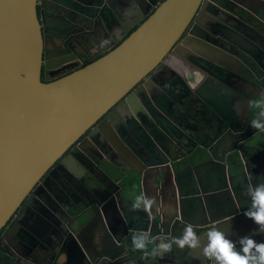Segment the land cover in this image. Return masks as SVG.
Returning a JSON list of instances; mask_svg holds the SVG:
<instances>
[{
  "label": "flooded vegetation",
  "instance_id": "1",
  "mask_svg": "<svg viewBox=\"0 0 264 264\" xmlns=\"http://www.w3.org/2000/svg\"><path fill=\"white\" fill-rule=\"evenodd\" d=\"M239 1L241 3L236 0H223L225 13L216 12L222 17H214L212 22L208 19L203 20L211 26L209 32L201 23L192 21L181 36L183 38L191 33L202 38L212 47L223 48L226 56H222L223 59L219 61L221 70H218L221 74L213 77L217 85L197 84L199 88L191 90L192 84L186 83V90L180 80L178 87L171 90L175 97L181 99L185 93L183 102L187 105L183 109L186 115L181 114L183 119L181 125L168 128L178 139H172L170 136L173 143H169L159 137L161 146H155L151 142L146 145L142 140V136L151 132L161 135L158 125L165 126L166 112H168L160 101L156 99L155 102L154 99L149 98L148 89L145 99L141 101L138 98L137 105L129 104L125 106L126 108L118 106L145 80L155 77L156 80L148 84L155 88V81H160L168 72L162 68L152 70L108 108L42 175L38 182V193L33 196L29 212H24L23 218L20 219L19 228L5 231L7 225L15 219L14 215L0 230V248L5 249L0 250V258L5 261L4 264H64V259L66 264H81V262L124 264L134 259L138 260L137 252L140 249L134 251L131 247L136 248L137 244L143 245V241L140 237H134V232H129L126 228L120 229L118 226L113 227L111 231L107 230L103 222V214L97 207H94V210L99 212L98 218L104 230L97 226L95 219L90 220V225L85 224L87 204L94 202V195L89 194L88 186L84 184V188L82 187L81 184L84 182L86 185H91L90 187H97L91 193L102 198L104 205L102 210L109 218H112L113 211L118 206V191L128 198L138 195L162 197L168 218L160 231L164 233H161L162 236L168 235L173 239L172 243L161 246L162 250L159 254L156 253V257L148 253L153 244L147 243L148 256L145 258L150 261L146 262L142 254H139V259L149 264H155L156 262L153 261L159 259L161 264L185 263L182 259L187 249L184 248L185 246L179 248L176 243L183 239L184 235H180L177 228L170 224L171 217L178 215L188 223L195 221L203 223V220L239 214L244 208L252 207L249 185L264 183V180L257 179L264 178V157L260 155L261 151L258 148L264 145V130L254 128L253 124L240 131L237 127L233 129L231 119L239 122L246 114V106L240 96L229 95L228 88L241 78L256 83L258 87L250 89L251 95L256 97L253 101L254 105L250 107L249 116L258 121L264 116V26L259 20V15L264 10V0H255L257 3L252 0ZM249 2L253 3L252 7L248 6ZM144 6L141 3L140 7ZM36 9L43 37L42 58L50 62L47 71L51 76L71 72L104 55L118 45L119 33H123L131 26L122 37L124 38L137 25L131 24L135 17L134 0H37ZM145 10L146 7L143 11ZM111 34L115 37L113 38ZM256 42L260 43L263 52L255 49V44H258ZM193 65L196 70H202L195 63ZM183 68L191 69L186 65ZM65 70L67 71L63 72ZM218 70L214 72L218 73ZM44 71L42 66V80H44ZM191 76L196 82L203 78L198 72H194ZM232 78L237 81L233 82ZM161 92L162 95L164 91ZM216 94L217 100L224 98L221 105L222 119L220 117L215 119L212 106L209 104L213 103V96ZM153 95L157 96V94ZM197 96H200V99ZM203 97L207 100L204 101ZM194 98H197V101H193ZM232 100L239 102L238 107L232 106ZM176 112L177 114H173L174 117H177L181 111ZM97 125H99L98 135L95 136L90 131ZM109 130L125 145L133 143L142 161L147 163V168L139 167L129 160L125 162L119 160L116 157V155L120 156L117 149L122 146L115 137L113 138ZM162 132L167 133L164 129ZM211 135L227 138L226 146L217 155L226 158V168L222 164L207 165L209 161H213L212 151L194 146L196 142L212 146ZM111 139L114 140L115 145L110 142ZM238 151L246 154L254 169L245 167L241 161V170L235 173L232 171L231 166L234 164L228 161V157ZM238 153L240 156V152ZM70 157L78 160L81 169L75 165V172L81 175L80 177L69 176V169H65V163L69 167L72 164ZM111 159L116 161L113 162ZM210 165L213 168H207ZM57 167H60V171L56 170L60 176L55 170L50 174V171ZM99 169L105 175H102ZM136 169H143L145 180L152 178L154 173L159 171L162 180L159 183L144 181L143 185ZM209 172H214L217 178L208 176ZM249 173L253 176L251 179ZM132 177L137 178V181H134L130 187L128 181ZM99 185L105 188L101 190ZM214 186L218 187L216 191L206 196L202 194V189L205 187L210 189ZM69 188L71 193H68ZM111 193L114 194L110 196ZM70 194L71 198L68 196ZM125 212L127 213V209ZM105 219L108 220L106 217ZM179 225L181 229L184 224ZM71 234L85 253L87 251L85 256L74 247ZM123 242L129 245L126 249L122 247ZM168 245L171 246L170 251L165 248ZM181 250L184 253H175ZM235 250L240 252L241 246L236 245ZM125 252L126 258L119 261L121 260L119 255H122V258ZM253 254L255 255L254 251ZM208 262L216 264L214 259L208 258Z\"/></svg>",
  "mask_w": 264,
  "mask_h": 264
},
{
  "label": "water",
  "instance_id": "2",
  "mask_svg": "<svg viewBox=\"0 0 264 264\" xmlns=\"http://www.w3.org/2000/svg\"><path fill=\"white\" fill-rule=\"evenodd\" d=\"M134 1L135 17L131 24H135L139 18L143 19L128 35L118 39L120 42L116 47L71 72L51 76L47 71L50 62L42 58L43 37L36 9L37 0H0V230L14 215L16 221L12 220L5 231L19 228L20 219L23 218L24 212H29L33 196L38 193V182L42 175L108 108L152 70L162 68L168 72L160 81H155V88L148 85L152 80H156L155 77L148 78L141 86L131 91L125 101L118 104L120 108L129 104L137 105L138 98L141 101L145 99L146 89H148L149 98L154 99L155 102L157 99L166 107L168 112H166L165 126L158 125L161 135L151 132L142 136L146 145L151 142L155 146H161L160 138H164V141L169 143H173L170 140L171 137L178 139L168 130L169 127L181 125L183 120L181 114L186 115L183 112L185 106L187 107L183 102L185 93L181 99L171 92L173 88L178 87V81L182 80L181 84L186 90V83L192 84L191 90H197L198 85H217L213 77L221 74L218 70H221L219 61L226 56L223 48L212 47L202 38L191 33L183 38L181 36L192 21L201 23L209 32L211 26L203 20L208 19L212 22L214 17L221 18L222 16L216 12L225 13L223 0ZM252 1L257 3L255 0ZM141 3L145 5L142 11L139 8ZM249 4L248 6L252 7L253 3L249 2ZM145 7L146 10L143 11ZM220 23L228 26L224 22ZM130 27H127V30ZM111 36L115 37L112 34ZM255 49L263 50L260 43L255 44ZM193 63L200 66L202 70H196ZM184 65L191 69H184ZM42 66L45 69L44 80L41 79ZM214 70L219 72H214ZM194 72L203 75V78L196 82V79L194 80L191 76ZM238 80L240 81L235 82L238 86L234 83L230 85L228 94L244 99L245 116L239 122L231 119L233 129L237 127L240 131L249 124H253V121H258L249 116L250 107L254 105L253 101L256 97L251 95L250 89H255L258 85L243 78ZM232 81L237 80L232 78ZM161 91H164L162 95ZM170 93L173 96H170ZM221 94L225 95V93ZM197 98L200 99V96ZM197 98L193 101H197ZM203 99L207 100L205 97ZM223 101V97L217 100L216 94L213 96V103H209L215 119L219 117L222 119ZM238 105L237 100H232L233 107H238ZM175 110L181 111L177 117L173 115L177 114ZM227 125L230 126L228 123ZM98 129L99 125L94 127L90 133L97 136ZM162 129L170 135L166 132L164 134ZM110 133L112 134L111 131ZM112 135L122 146V148H116L121 156L116 155L119 160L123 162L129 160L139 167L147 168V163L142 161L133 143L125 145L116 135ZM210 140L212 146L202 145L200 142H196L194 146L205 151H212L213 161H209L207 165L222 164L226 168V158L217 155L226 146L227 138L211 135ZM110 142L115 145L114 140L111 139ZM238 152H240L244 166L254 169L255 167L248 161L246 154ZM70 159L72 170L67 163H65V169H69V176L80 177L81 175L75 172V165L81 169L78 160L74 157ZM111 160L116 161V159ZM54 170L60 171V167L52 169L50 174H53ZM99 171L105 175L100 169ZM61 172L64 174V170ZM136 173L140 174L142 180L143 169H136ZM57 174L60 176L58 172ZM157 176L156 180H160L161 174L157 173ZM84 184L88 186L91 196L97 195L91 193L97 187H90L91 185H86L84 182L81 184L83 188ZM217 188V186L210 189L205 187L201 192L206 196L209 192L216 191ZM70 191L69 188L68 193H71ZM117 195L118 205L122 208L125 196L119 191ZM68 196L72 197L71 194ZM96 202H100L101 209H103V200L96 197ZM119 206L114 210L117 211ZM251 208L246 207L239 214L203 220V223L199 221L188 223L178 216L176 225H173L177 228V232L184 235L185 228L192 225L193 232L197 234L199 241V246L195 248H189L185 244L184 248L187 250L182 259L185 263L181 264H209L208 257L204 255L203 250L208 243L207 234L213 228L223 232L226 239L238 246H241L239 239L245 236L254 239L257 243H264V232H260L259 226L245 216ZM117 213L120 214V212ZM119 217L121 219L120 215ZM178 224L184 225L180 229ZM152 235L151 232L147 234L141 230L135 232L134 237H140L143 241L142 258L144 260H147L145 258L147 243L153 241ZM171 236L174 237V235ZM71 238L74 247L85 256L87 251L85 253L72 234ZM163 238L167 244L168 241L172 243L173 238ZM128 246L123 242V249ZM131 248L138 251L135 247ZM0 250L5 249L0 248ZM182 250L175 253H184ZM153 262L161 264L160 259ZM124 264L149 263L138 259L135 263L131 260Z\"/></svg>",
  "mask_w": 264,
  "mask_h": 264
},
{
  "label": "crops",
  "instance_id": "3",
  "mask_svg": "<svg viewBox=\"0 0 264 264\" xmlns=\"http://www.w3.org/2000/svg\"><path fill=\"white\" fill-rule=\"evenodd\" d=\"M120 3V2H119ZM140 10L142 9V7H140ZM120 9H121V5H120ZM143 18H139V21H141ZM259 20L262 26H264V10L260 13L259 15ZM135 22L136 24L139 22ZM122 25L120 24V27ZM127 32L124 31L123 33H119L118 38L120 39L122 38ZM108 34V33H107ZM105 38V35H103ZM108 39V37H107ZM259 121L264 123V117L261 118ZM264 146V145H263ZM264 157V156H263ZM207 168H213V166H208ZM206 168V169H207ZM233 172L235 173L236 171L233 170ZM159 173V171L157 172ZM157 173H154V176L152 178H146L145 180V175L143 174V178L141 180V182L143 183V185L145 184V182H160L162 179L160 180H156L158 178ZM208 176H211L213 178H217V175L214 172H209ZM145 181V182H144ZM99 188L102 190L103 188H105L103 185H99ZM214 191H211L209 193H212ZM208 193V194H209ZM114 193H111V195H113ZM137 194H138V188H137ZM94 202H90L87 204V218L85 224L90 225L91 224V219H95L97 226L101 229L104 230V226L101 223V221L99 220V212H101L103 214V222L104 224H106L107 226V230L111 231V229L115 226H118L120 229H124L126 228L129 232H137L138 230L144 231V233H154L152 235V239L153 241L151 242L152 248L149 249L148 253H151L152 256L156 257V253L162 250L161 246L167 244L166 242H164V236H167V238H171L168 235H164L162 236V234H164L163 232H161L160 230H162V228L164 227V225L167 223V214H166V209L164 206V202L161 196L158 195H151V196H137V197H132V198H128L125 197L123 202H122V208L119 206V209L116 211L114 210L113 214H112V218H109V216L107 215V213L101 209V206H99L101 203L100 202H96V197H99L101 200L102 198L99 195H94ZM105 199V198H104ZM106 200V199H105ZM152 201L151 204V209L149 211H145L144 210V206L147 202ZM94 207L98 208V213L97 211L94 210ZM125 209H127V213L125 212ZM124 210V213H122V211ZM117 212H120V216L121 219L118 215ZM108 218L109 222L107 219ZM178 215L171 217L172 221L170 222V224L175 225L178 219ZM154 229V230H152ZM162 233V234H161ZM168 243H171L168 241ZM87 245V244H86ZM142 250V251H141ZM141 251V252H140ZM137 255L138 259H139V254H143V249H140ZM148 253L146 254V256H148ZM72 256V255H71ZM122 255H119L120 259L119 261H122L123 259L126 258V252H125V256L121 258ZM73 257V256H72ZM137 261V259H134L133 262L135 263ZM150 260L147 259L146 262H149ZM64 264H66V261L64 259ZM81 264H84V262H81ZM156 264V263H155Z\"/></svg>",
  "mask_w": 264,
  "mask_h": 264
},
{
  "label": "clouds",
  "instance_id": "4",
  "mask_svg": "<svg viewBox=\"0 0 264 264\" xmlns=\"http://www.w3.org/2000/svg\"><path fill=\"white\" fill-rule=\"evenodd\" d=\"M254 128L264 130V123L253 121ZM253 176L249 173V178ZM264 180V178H257ZM249 194L252 197V208L249 209L245 216L251 219L259 226V231L264 232V183H257L256 186L249 185ZM152 201L145 204L144 210L151 209ZM255 209V210H253ZM208 243L204 248V255L209 259H214L216 264H264V243H257L249 237H241L239 244L241 251L235 250L236 243L225 238V234L213 228L208 234ZM179 248H183L185 244L189 248L199 246L197 234L193 232V226L188 225L184 231V237L176 241ZM144 246L137 244L136 248L141 249ZM167 251L171 250V246H165ZM255 252V255L253 254ZM241 252L243 254H241Z\"/></svg>",
  "mask_w": 264,
  "mask_h": 264
},
{
  "label": "trees",
  "instance_id": "5",
  "mask_svg": "<svg viewBox=\"0 0 264 264\" xmlns=\"http://www.w3.org/2000/svg\"><path fill=\"white\" fill-rule=\"evenodd\" d=\"M258 148H259L260 151H261V152H260V155H261V156H264V146L262 145V146H260V147H258ZM228 161H230V162H232V163L234 164L233 166H231L232 171H233V170H234V171H240V170H241L242 162H241V158H240L238 152H234L233 154H231V155L228 157ZM134 181H137V178L132 177V178L130 179V181H128V185L131 187ZM135 184H136V183H135ZM135 189H136V191H137V187H136ZM0 263H1V264H4L5 261H4L3 259L0 258Z\"/></svg>",
  "mask_w": 264,
  "mask_h": 264
},
{
  "label": "rangeland",
  "instance_id": "6",
  "mask_svg": "<svg viewBox=\"0 0 264 264\" xmlns=\"http://www.w3.org/2000/svg\"><path fill=\"white\" fill-rule=\"evenodd\" d=\"M159 150V149H158ZM218 153H220V152H218Z\"/></svg>",
  "mask_w": 264,
  "mask_h": 264
}]
</instances>
